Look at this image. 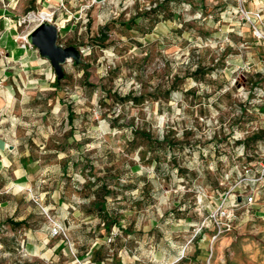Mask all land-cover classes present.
<instances>
[{"label":"rangeland","instance_id":"1","mask_svg":"<svg viewBox=\"0 0 264 264\" xmlns=\"http://www.w3.org/2000/svg\"><path fill=\"white\" fill-rule=\"evenodd\" d=\"M74 8L51 22L80 65L57 82L43 58L3 114L45 167L16 187L24 223L0 221V264H264V176L246 172L264 165V44L248 19L264 0ZM229 193L254 202L217 235Z\"/></svg>","mask_w":264,"mask_h":264},{"label":"crops","instance_id":"2","mask_svg":"<svg viewBox=\"0 0 264 264\" xmlns=\"http://www.w3.org/2000/svg\"><path fill=\"white\" fill-rule=\"evenodd\" d=\"M77 1L0 0V221L7 220V218L19 221L13 217L18 208L19 195L16 187L31 183L45 167V162L33 155L20 135L19 140L15 139L14 142V128L5 127L2 124V120L5 119L3 114L7 115L6 110L13 104L10 98H13L16 93L15 87L21 90L23 86L33 84L34 80L30 78V75L47 67L37 50L31 46H23L22 41L24 40L20 37L22 36L20 34L22 25L18 24V20L35 8L61 11L63 10L60 8L62 3L67 11L68 9L76 11L74 6ZM66 10H63V15L66 14L64 13ZM39 20L33 21L39 22ZM58 25L61 24L58 23ZM66 27L73 29L74 23H67ZM15 74L25 75L20 84L16 81Z\"/></svg>","mask_w":264,"mask_h":264},{"label":"built area","instance_id":"3","mask_svg":"<svg viewBox=\"0 0 264 264\" xmlns=\"http://www.w3.org/2000/svg\"><path fill=\"white\" fill-rule=\"evenodd\" d=\"M33 13H34L33 11L28 12L27 15H24L22 18H20L18 20V24L23 25L26 22L32 21V20H30V16ZM50 13H51V15H50L51 17H50L49 21H51L53 19L55 11L50 12ZM248 19H250L252 24H253L255 36L260 41H262V43L264 44V12L262 11V9H257L255 11H252L250 14H248ZM41 20H43V19H40L39 22ZM33 28L34 27H32L30 30H28V32L25 34H27V36H28V33ZM22 43H23V46H25V47L26 46L33 47L28 41H22ZM246 172L248 173V175H251L250 179H259L260 177L262 178L264 176V165H263V168L261 169L260 173H258V174H260L258 177H255L254 169H252V168L246 169ZM231 192H233V191H231ZM230 193L228 195H226L225 199L222 200L220 205L212 213V218H214V221L216 222V224L218 226V234L217 235H219L223 230L234 229L235 223L239 217V214H238L239 209L243 208L244 206L248 207L249 205L253 204V202H254V196L252 194H250V195L247 194V195L243 196L242 193H239V194H235V193L230 194ZM242 197H246L247 199H245V201L243 203H237V202H240L242 200ZM239 198H241V200H239ZM222 219H224V222L222 221ZM203 226H204V223H203ZM217 235H215V237Z\"/></svg>","mask_w":264,"mask_h":264},{"label":"water","instance_id":"4","mask_svg":"<svg viewBox=\"0 0 264 264\" xmlns=\"http://www.w3.org/2000/svg\"><path fill=\"white\" fill-rule=\"evenodd\" d=\"M59 28L58 24L43 19L28 33V42L36 47L41 57L51 63L57 80L65 77V64L68 61H82V50L79 47L59 44Z\"/></svg>","mask_w":264,"mask_h":264},{"label":"bare ground","instance_id":"5","mask_svg":"<svg viewBox=\"0 0 264 264\" xmlns=\"http://www.w3.org/2000/svg\"><path fill=\"white\" fill-rule=\"evenodd\" d=\"M51 15V13L49 12V11H46V10H44V11H40L39 13H33L31 16H30V20H37V19H50V16ZM21 37V39L22 40H24V41H28V36H27V34H24V37H23V35L22 36H20Z\"/></svg>","mask_w":264,"mask_h":264},{"label":"trees","instance_id":"6","mask_svg":"<svg viewBox=\"0 0 264 264\" xmlns=\"http://www.w3.org/2000/svg\"><path fill=\"white\" fill-rule=\"evenodd\" d=\"M76 65H80L79 63L74 62ZM58 82V80H57ZM69 117H72V113H69ZM245 199H247L246 197H242V200L240 202L237 203H243L245 201ZM11 223L15 224V225H20L22 223H24V221H14V220H10ZM108 228H110V225H108Z\"/></svg>","mask_w":264,"mask_h":264}]
</instances>
